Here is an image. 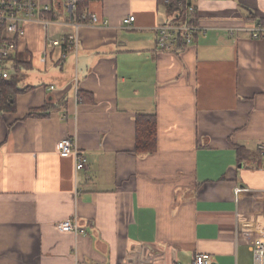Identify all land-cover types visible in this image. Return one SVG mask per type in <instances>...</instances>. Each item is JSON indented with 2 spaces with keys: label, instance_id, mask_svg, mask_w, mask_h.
Masks as SVG:
<instances>
[{
  "label": "crops",
  "instance_id": "crops-1",
  "mask_svg": "<svg viewBox=\"0 0 264 264\" xmlns=\"http://www.w3.org/2000/svg\"><path fill=\"white\" fill-rule=\"evenodd\" d=\"M167 1L89 2L101 25L84 26L65 59V22L27 29L14 109L0 114V264H190L197 253L254 264L264 38L251 30L264 0H192L202 34L176 52L156 47ZM139 115L156 117L152 154L135 150ZM65 139L84 171L59 155ZM73 217L85 236L57 231Z\"/></svg>",
  "mask_w": 264,
  "mask_h": 264
},
{
  "label": "built area",
  "instance_id": "built-area-1",
  "mask_svg": "<svg viewBox=\"0 0 264 264\" xmlns=\"http://www.w3.org/2000/svg\"><path fill=\"white\" fill-rule=\"evenodd\" d=\"M79 2L80 0H52L51 3L43 4L40 0H0V81H7L15 74L14 64L19 43L26 37L30 26L50 28L65 22L71 28V32L62 39L65 48L62 59H65L69 52L77 54L80 30L86 25H101L98 17L89 13L80 21ZM169 3L170 1L166 2L167 5ZM196 15L197 7L192 0H178L167 22L156 28V47L164 52H176L181 46L182 48L192 46L196 37L202 34V28L196 23ZM61 17L64 19L60 20ZM134 21V17H129L123 24L129 29L132 28ZM251 37L255 40L264 38V21L257 20L254 23ZM57 151L62 158H74L76 172L84 171L88 167V159L79 152L73 139L59 142ZM258 153L264 163V142L258 145ZM240 191L241 189L237 188L236 192ZM56 228L62 234H73L76 237L86 235V230L80 226L77 217L59 222ZM252 253L254 264H264V238L256 242ZM75 264H78L77 260ZM147 264L151 262L148 261ZM190 264L213 263L210 255L197 253Z\"/></svg>",
  "mask_w": 264,
  "mask_h": 264
},
{
  "label": "trees",
  "instance_id": "trees-1",
  "mask_svg": "<svg viewBox=\"0 0 264 264\" xmlns=\"http://www.w3.org/2000/svg\"><path fill=\"white\" fill-rule=\"evenodd\" d=\"M92 1L95 0H80L78 6V15L80 21H82V17L87 13L89 2ZM177 2L178 0H172L168 5L165 4L167 14H171L172 10L174 9V5ZM14 68L17 72L18 65L16 60H15ZM13 76L7 81H0V114L14 109L13 103L17 92H16L15 82L12 81ZM136 133H137L136 134L137 137H136L135 150L139 153L152 154L157 146L156 117L154 115H139L136 118ZM238 151L240 152L241 149L238 148Z\"/></svg>",
  "mask_w": 264,
  "mask_h": 264
}]
</instances>
